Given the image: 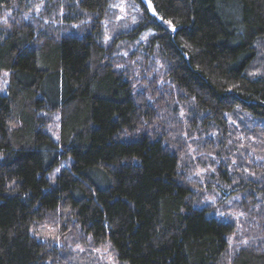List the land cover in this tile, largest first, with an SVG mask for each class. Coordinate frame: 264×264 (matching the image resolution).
<instances>
[{"label": "trees", "instance_id": "obj_1", "mask_svg": "<svg viewBox=\"0 0 264 264\" xmlns=\"http://www.w3.org/2000/svg\"><path fill=\"white\" fill-rule=\"evenodd\" d=\"M131 2L0 0V264H264V0Z\"/></svg>", "mask_w": 264, "mask_h": 264}, {"label": "rangeland", "instance_id": "obj_2", "mask_svg": "<svg viewBox=\"0 0 264 264\" xmlns=\"http://www.w3.org/2000/svg\"><path fill=\"white\" fill-rule=\"evenodd\" d=\"M120 6L118 7V19L120 21H125L129 18L132 22H134L137 18L138 10L135 5L132 4L131 0H119ZM144 37V36H143ZM141 41H145L144 38H140ZM5 78H1L0 86L2 87L5 84ZM144 87H141L143 89ZM99 255L104 257L107 264H116L114 257L108 246H103L97 250Z\"/></svg>", "mask_w": 264, "mask_h": 264}, {"label": "snow or ice", "instance_id": "obj_3", "mask_svg": "<svg viewBox=\"0 0 264 264\" xmlns=\"http://www.w3.org/2000/svg\"><path fill=\"white\" fill-rule=\"evenodd\" d=\"M150 6V5H149Z\"/></svg>", "mask_w": 264, "mask_h": 264}]
</instances>
